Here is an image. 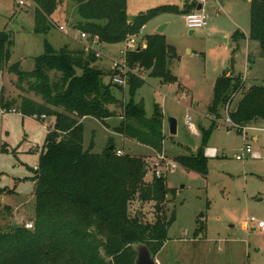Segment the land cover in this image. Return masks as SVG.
I'll list each match as a JSON object with an SVG mask.
<instances>
[{
  "label": "rangeland",
  "instance_id": "374dc122",
  "mask_svg": "<svg viewBox=\"0 0 264 264\" xmlns=\"http://www.w3.org/2000/svg\"><path fill=\"white\" fill-rule=\"evenodd\" d=\"M24 1L19 7L16 0H0V32L6 33L12 44L8 65L19 63L21 70L31 71L33 59L43 53L45 43L55 50L68 45L73 50H83L79 31L75 29L77 17L73 3H62L51 16L48 34L38 35L33 33L35 6ZM179 1L128 0L127 16L132 19L141 10L165 3L178 5ZM210 1L203 6L208 16L205 29L190 34L183 14L163 13L149 20L137 36L143 45L146 36L158 34L163 28L166 42L175 49V58L169 62L168 69L178 82L165 83L145 75L144 84L134 97L135 102H143L146 118L153 115L155 106L162 108L165 135L162 151L152 152L113 130L119 124L117 117L122 116L119 105L111 108L114 117L104 123L94 118L83 120V149L91 148L92 154H102L112 140L122 155L140 157L150 164L161 154L168 163H176L164 178L168 189L165 216L168 219L174 212V220L167 241L154 256L157 264H264V230L257 227V222H249L253 217L264 223V120L257 119L238 133L237 125L228 115L241 95L234 99L231 108L220 110L218 119L208 114L203 116L212 100L214 81L224 70L243 78L244 91L264 86V56L258 43L248 39V1L218 0L214 4L218 5V15ZM58 26L64 27L67 34L60 32ZM236 31L246 35L247 40H234ZM95 48L102 55L95 66L108 73L110 59H119L122 43L98 44ZM15 79L13 74L0 73V90L4 88L5 99L17 101ZM110 80L106 75L103 83L109 84ZM122 91L117 96L127 102V87H122ZM187 117L194 125L202 121L205 130L215 122L203 154L206 148H213L217 156L207 157L205 175L187 170L175 161L177 156L195 153L201 145L200 128L193 134ZM170 118L176 121L175 135L169 133ZM227 120L232 126L227 127ZM53 124V117L37 120L16 112L3 113L0 108V188L6 191L0 199V232L28 222L33 224L30 230L34 229V174ZM246 146L259 158L247 154ZM241 155L240 160L236 159ZM151 179L149 171L145 181ZM130 215L138 216L143 222H154V203L142 204L135 198L130 204ZM201 228L203 233L195 238Z\"/></svg>",
  "mask_w": 264,
  "mask_h": 264
},
{
  "label": "trees",
  "instance_id": "16d2710c",
  "mask_svg": "<svg viewBox=\"0 0 264 264\" xmlns=\"http://www.w3.org/2000/svg\"><path fill=\"white\" fill-rule=\"evenodd\" d=\"M28 1L35 6L33 33L47 35L51 16L62 3L71 2L77 17L75 29L90 38L96 37L105 46L138 35L157 15H184L198 5L196 0H183L182 9L176 4H162L129 20L127 0ZM249 10L248 39L258 43L264 56V0H249ZM232 38L243 39L244 35L236 31ZM144 42V48L127 53L128 66L150 78L176 82L168 69L175 58L174 47L163 34L148 35ZM11 45L9 36L0 32V73L15 75L13 85L18 91L16 101L5 99L1 88V111H15L37 120L53 117L54 124L46 135L34 174V229L15 226L0 232V264H135L132 245L138 243L145 244L155 256L167 241L174 220V212L168 219L165 216V179L145 181L147 162L126 154L118 156L112 140L102 154L83 149V120L94 118L104 123L114 117L111 108L119 105L122 116L113 130L157 153L162 151V108L155 106L153 115L146 118L143 102L134 101L144 79L129 76V99L125 102L117 96V92H123L122 87L103 83V78L112 73L95 66L98 58L92 52L67 46L55 50L45 43L43 53L33 59V69L23 71L19 63L8 65ZM244 87L241 76L224 70L214 82L207 107V114L218 119L220 110L231 108L234 99L241 95L228 115L238 133H242L243 126L264 120V86L246 91ZM214 126L212 122L207 130L199 127L200 147L188 156H177L175 161L187 170L207 174L203 148ZM5 192L0 188V197ZM135 198L142 204L154 203V222H143L130 215V204ZM6 210L10 212L9 207ZM203 229L196 231L195 238Z\"/></svg>",
  "mask_w": 264,
  "mask_h": 264
},
{
  "label": "built area",
  "instance_id": "2783aa9c",
  "mask_svg": "<svg viewBox=\"0 0 264 264\" xmlns=\"http://www.w3.org/2000/svg\"><path fill=\"white\" fill-rule=\"evenodd\" d=\"M28 1V0H27ZM17 6H23L25 4L24 0H16ZM199 4L202 5V9L197 11L196 9L185 13L183 15L185 26L189 30L196 31L198 29H205L208 26V16L203 9L205 0H199ZM58 30L64 34H67L66 30L62 26H58ZM138 35H133L127 37L122 43V49L118 51L119 59H110V69L112 71L111 75V83L120 86H127V79L130 75L138 77L140 79L145 78V74L141 73L138 69H131L127 64V53L131 51H135L138 46L141 48L145 47V42L142 45V41L137 40ZM80 40L83 41L84 46L83 50L85 52H92L96 58H101L102 55L98 49L95 48L96 45L99 44L98 39L96 37L90 38L88 34L79 32ZM228 109V108H227ZM3 112V111H2ZM15 112V111H10ZM4 113V112H3ZM9 113V112H8ZM190 118L187 117V125L189 130L196 135V124L190 123ZM227 127L232 126L231 121L227 120ZM245 129V128H244ZM243 131V129H242ZM245 152L249 154L252 158H259V156L255 153H252L249 146H246ZM118 156L122 155L120 150L116 151ZM205 157H216L217 151L213 148H206L204 152ZM241 156H237L236 159L240 160ZM153 161H156L153 163ZM150 164H146V174L150 171L152 174V178L160 179L165 178L166 171L173 170L175 168V162L168 163L167 158L164 155L158 154L157 158H155ZM152 164V165H151ZM164 168V171L161 168ZM249 222H257V227L261 230H264V223L262 221H256L253 217L249 220ZM24 227L26 229H32L33 224L31 222L25 223Z\"/></svg>",
  "mask_w": 264,
  "mask_h": 264
},
{
  "label": "water",
  "instance_id": "95a60500",
  "mask_svg": "<svg viewBox=\"0 0 264 264\" xmlns=\"http://www.w3.org/2000/svg\"><path fill=\"white\" fill-rule=\"evenodd\" d=\"M202 9V5L198 4L196 7V10L199 11ZM163 32V28H160L158 30V34H162ZM195 31L193 30H189V33L192 34ZM141 49L140 46H138L136 48V51H139ZM202 126V121H198L196 123V127L199 128ZM168 128H169V133L171 135H175L176 134V121L172 118H170L168 120ZM132 248L136 254V259H135V264H157L154 256L152 255V253L149 251L148 247L145 244H134L132 245Z\"/></svg>",
  "mask_w": 264,
  "mask_h": 264
},
{
  "label": "crops",
  "instance_id": "0c3cea01",
  "mask_svg": "<svg viewBox=\"0 0 264 264\" xmlns=\"http://www.w3.org/2000/svg\"><path fill=\"white\" fill-rule=\"evenodd\" d=\"M196 1H197V3H198L199 0H196ZM208 1H209V0H208ZM208 1H206L205 4H207ZM247 1H248V3H249V0H247ZM210 2L212 3V9L215 10V14L218 15V14L220 13L219 11L216 10L218 5H214V4H216V3L218 4V0H216L215 3H214V1H212V0H211ZM183 3H184L183 0H180V1H179L178 5H177V6L179 7V9H182V7H183ZM211 3H209V5H210ZM165 4H166V3H165ZM168 4H171V3H168ZM198 4H199V3H198ZM205 4H204V5H205ZM127 7H128V0H127ZM220 7H221V9H223V8H222L223 6H220ZM147 10H148V9H147ZM144 11H146V10H144ZM144 11L141 10V12H144ZM129 20H131V19H129ZM143 29H144V27L141 29V31H142ZM141 31H140V32H141ZM234 33H235V32H234ZM139 34H140V33H139ZM139 34H138V35H139ZM243 35H244V34H243ZM243 40H247V36H246V35H244V38H243V39H238L239 42H241V41H243ZM80 41H81V43H82V46H84L83 41H82V40H80ZM67 47H68L69 49H72L69 45H68ZM248 57H249V56H248ZM109 73H112L111 69H109ZM229 74H230V72H229ZM220 75H221V74H220ZM220 75H219V76H220ZM219 76H218V77H219ZM218 77H217V78H218ZM110 78H111V76H110ZM217 78H216V79H217ZM216 79H215V80H216ZM110 82H111V80H110ZM177 82H178V81H177ZM214 82H215V81H214ZM213 85H214V84H213ZM179 86H181L180 83H179ZM183 87H184V86H183ZM203 116L206 117V116H207V112L203 113ZM117 119L120 120L121 117H117ZM202 125H203V122H202ZM125 139H126V138H125ZM253 139H256V138H253ZM128 140H129V139H128ZM130 141L135 142L134 140H130ZM136 143H137V142H136ZM137 144H139V143H137ZM140 145H141V144H140ZM142 146H144V145H142ZM144 147H147V146H144ZM147 148L150 149L152 152H155L153 149H151V148H149V147H147ZM0 199H1V197H0Z\"/></svg>",
  "mask_w": 264,
  "mask_h": 264
}]
</instances>
